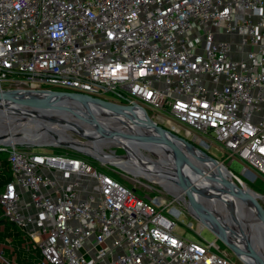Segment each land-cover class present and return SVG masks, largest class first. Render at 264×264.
<instances>
[{"label": "built area", "instance_id": "built-area-1", "mask_svg": "<svg viewBox=\"0 0 264 264\" xmlns=\"http://www.w3.org/2000/svg\"><path fill=\"white\" fill-rule=\"evenodd\" d=\"M16 89L112 93L264 181V0H0V91ZM3 149L0 223L29 234L42 264H232L88 159Z\"/></svg>", "mask_w": 264, "mask_h": 264}, {"label": "bare ground", "instance_id": "bare-ground-1", "mask_svg": "<svg viewBox=\"0 0 264 264\" xmlns=\"http://www.w3.org/2000/svg\"><path fill=\"white\" fill-rule=\"evenodd\" d=\"M65 111L59 109L45 110V108H37L26 102H0V121L2 122L0 123V141L10 144L40 145L51 143L68 146L72 144V147H76H74L75 149L88 153L104 163H111L129 171L135 169L143 173L152 172L158 179L169 181L172 189L184 198L182 194L185 189H183V184L174 173V170L177 169L178 174L184 180V184H188V188H190L193 195L190 199L202 218H205L222 232H225L227 228L228 235L241 246L249 249L254 248L257 252L264 253V228L261 222L255 218L249 203H242L225 194L220 185L221 181L217 169H213L206 163L197 160L190 151L184 150L180 146H177L176 149H170L160 145L157 141L162 137L161 134L153 126L139 121L137 118L131 130L127 120L108 111H98V109L87 105L81 106L80 111H73L72 109ZM99 119L112 120L120 128L106 131L94 124L99 136L89 142L71 140L58 130L60 126H85L87 123ZM29 120L34 122L31 123ZM42 123L48 127H42ZM38 133L42 135L40 137L35 136ZM148 138H151L152 142H146ZM135 140H138L144 147L138 146ZM60 141H63V143H58ZM105 144L123 146L135 155L145 150L150 157L149 163H129L126 160L113 157L105 151ZM151 154L155 155L157 159L151 157ZM142 159L144 160L143 157ZM180 160L183 162L181 171ZM184 166H187V169ZM211 172L216 175L215 178ZM222 172L226 175L228 182L235 186L232 176L224 169H222ZM205 180H208L209 183L207 184ZM240 184L244 186L245 183L242 181ZM247 188L245 185V189ZM193 197L201 204L193 200ZM215 207L217 210H215ZM208 214L218 217L221 223L211 220ZM201 222L205 226L202 219ZM243 261L248 264H264V261L259 257H248L247 260L243 259Z\"/></svg>", "mask_w": 264, "mask_h": 264}, {"label": "rangeland", "instance_id": "rangeland-1", "mask_svg": "<svg viewBox=\"0 0 264 264\" xmlns=\"http://www.w3.org/2000/svg\"><path fill=\"white\" fill-rule=\"evenodd\" d=\"M212 31L215 32L219 38H224L223 36H221L222 34H219L221 30H218L215 26L212 27ZM107 98L114 102L124 101L123 99H120L118 96L112 93L108 94ZM149 113L150 115H155V112ZM33 122L34 121H32L31 123ZM0 123L2 122L0 121ZM174 123L176 122L174 121ZM94 124L100 126L106 131L108 129L120 128L117 123L112 120L99 119L94 122H89L85 126H60L58 130L61 133L67 135L71 140L89 142L93 139H97L99 136L94 128ZM42 125V127H48L44 123H42ZM158 125L160 124L158 123ZM180 134L183 136L185 135L184 129H181ZM135 142L138 146L142 148L144 147L138 140H135ZM58 143H63V141H60ZM70 145L68 146L64 144L42 143L40 145H36L35 147H28L23 145L21 146L24 147L26 150L68 154L71 156H78L88 159L91 164L98 170L112 176L128 188L134 189L136 194H138L139 196L143 198H149L155 203H161L156 204V206L159 210H163L164 214L169 215L171 219L175 221V233L177 235L183 236L184 238L190 241H194L201 245H207L209 243L215 242L216 247H213V251L225 254L232 264H246L231 248H229V246H227L217 236H215V234L212 233L206 225H202L201 220H199L193 215L187 201L181 196H179L172 189L169 181H162L158 179L156 175L152 172L143 173L135 169L129 171L111 163H104L88 153L75 149L76 147H72V144ZM213 145L214 146H212L209 150L208 148H204V150H206L210 155L214 156L219 161H224V165L227 166L236 176H238L245 183L243 186L244 188L246 185L255 193L263 196L260 197V202L264 207V181L260 177L257 178L256 181H254L252 178H249L243 173L244 167L247 165L237 160L231 162V159H226V154H223V152L217 149L215 143H213ZM104 149L107 154L118 159L126 160L129 163L147 164L150 160L149 154H147L145 150H143L142 153L135 155V153H131L128 150V154H126L125 149L119 145L105 144ZM1 155L2 154H0V168L3 169L4 159L8 160V154L4 153V156ZM142 157L145 161L142 159ZM151 157L157 159L156 156L153 154H151ZM184 168L187 169V166H184ZM232 180L236 187H240V181L235 180V178L233 177ZM186 198L188 200L189 196H187ZM189 200L193 205V210L197 214H199L195 204L192 202L191 199ZM164 201L165 203L174 201V204L171 207H175L176 209H178L181 212L180 215L177 217L175 215L169 214V208L163 207L164 204L162 203ZM198 203L201 204L199 201ZM215 210H217L216 207ZM208 216L211 218V220H214L215 222L219 221V223H221L218 217H215L211 214H208ZM225 232L226 234H229L227 228ZM40 251V247L33 241L31 236L25 233L21 228L17 227L15 224L6 223L0 226V253L3 254L4 259L10 262V264H42V256L40 255ZM4 259H0V264H6Z\"/></svg>", "mask_w": 264, "mask_h": 264}, {"label": "water", "instance_id": "water-1", "mask_svg": "<svg viewBox=\"0 0 264 264\" xmlns=\"http://www.w3.org/2000/svg\"><path fill=\"white\" fill-rule=\"evenodd\" d=\"M0 102H8V103H21L26 102L30 105H33L37 108H45V110L49 109H59V110H70L80 111L81 106H90L98 109V111H108L109 113L116 114L118 117L127 120L130 129L132 130V126L134 122H136V118L139 121L146 122L149 125L153 126L157 132L161 134V138L158 139L157 143L162 146L168 147L170 149H176L177 146L180 148L190 151L194 157L206 163L208 166L213 169L218 170V175L220 177V185L224 190L225 194L228 197H231L235 200L241 201L242 203L247 202L252 207L254 216L261 222L262 227L264 228V207L260 202L261 195L255 193L250 188L245 189L243 186L235 187L230 184L226 178V175L222 172L224 169L230 176L234 177L235 180L242 182V180L236 176L227 166L224 165L223 161H219L214 156L210 155L207 151L198 147L191 141L182 138L171 131L165 129L164 127L158 125L151 117L148 115L147 111L140 105L132 103L131 105L118 104L98 98L90 97L86 94L76 93V92H68L61 90H27V89H16V90H4L0 91ZM66 112V111H65ZM42 134L38 133L35 136L40 137ZM34 140V138H33ZM145 141V139H144ZM146 142H152L151 138L146 139ZM10 144V143H6ZM28 147H35L36 144H20ZM123 147V146H122ZM124 148V147H123ZM126 154L128 151L124 148ZM3 152L6 153L7 150L3 149ZM183 166L182 160H180V171ZM176 169V168H175ZM174 173L179 178L180 182L183 184V189H185L182 196L187 201L193 215L199 220L205 223L207 228L215 234L222 242H224L229 248H231L242 260H247L248 257H259L262 261H264V253L257 252L254 248H247L241 246L238 242L234 241L228 234L222 232L213 224H210L205 218H202L199 214H197L193 208L192 203L189 200L192 198L191 190L188 188V184H184L183 178L178 174V170H174ZM213 173V172H211ZM210 173V174H211ZM214 177L216 175L213 174ZM205 179V178H204ZM207 179V178H206ZM206 181V180H205ZM207 184L209 181H206ZM187 196H189L187 200ZM263 197V196H261ZM193 200L197 201L196 198ZM10 223V222H8ZM263 249L262 247H260ZM245 262V261H244ZM246 263V262H245ZM248 264V263H246Z\"/></svg>", "mask_w": 264, "mask_h": 264}, {"label": "trees", "instance_id": "trees-1", "mask_svg": "<svg viewBox=\"0 0 264 264\" xmlns=\"http://www.w3.org/2000/svg\"><path fill=\"white\" fill-rule=\"evenodd\" d=\"M1 154H2L1 156H4V153H1ZM11 180H12V175L10 172L9 163L7 160L4 159V166L2 169V173L0 175V187L3 186L5 183L10 182ZM8 221L9 220H7V219H3L2 222L0 223V226L2 224L8 223ZM40 255H41V251H40Z\"/></svg>", "mask_w": 264, "mask_h": 264}]
</instances>
